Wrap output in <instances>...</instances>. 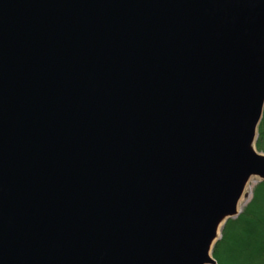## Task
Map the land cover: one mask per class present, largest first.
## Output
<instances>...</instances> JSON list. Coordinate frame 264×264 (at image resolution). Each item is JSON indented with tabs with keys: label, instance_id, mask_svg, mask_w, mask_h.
<instances>
[{
	"label": "water",
	"instance_id": "1",
	"mask_svg": "<svg viewBox=\"0 0 264 264\" xmlns=\"http://www.w3.org/2000/svg\"><path fill=\"white\" fill-rule=\"evenodd\" d=\"M264 107V0H0V264H216Z\"/></svg>",
	"mask_w": 264,
	"mask_h": 264
},
{
	"label": "trees",
	"instance_id": "2",
	"mask_svg": "<svg viewBox=\"0 0 264 264\" xmlns=\"http://www.w3.org/2000/svg\"><path fill=\"white\" fill-rule=\"evenodd\" d=\"M255 147L264 152V109ZM264 180L252 190L250 201L221 229L212 256L216 264H264Z\"/></svg>",
	"mask_w": 264,
	"mask_h": 264
},
{
	"label": "rangeland",
	"instance_id": "3",
	"mask_svg": "<svg viewBox=\"0 0 264 264\" xmlns=\"http://www.w3.org/2000/svg\"><path fill=\"white\" fill-rule=\"evenodd\" d=\"M263 109H264V107H263ZM262 115H263V113H262ZM261 122V121H260ZM260 124V123H259ZM259 126V125H258ZM257 136H258V134H257ZM257 139V138H256ZM258 151V150H257ZM264 153V152H263ZM260 179L259 178H257V177H252L251 179H250V181L248 182V184L246 185V187H245V189H244V194L242 195V197H241V200L239 201V206H238V208H239V214H240V212L242 211V209H243V207L250 201V199H251V197H252V190H253V187L256 185V183L259 181ZM238 214V215H239ZM263 214H264V212H263ZM237 215V216H238ZM233 219V218H232ZM220 237H221V235H220Z\"/></svg>",
	"mask_w": 264,
	"mask_h": 264
}]
</instances>
